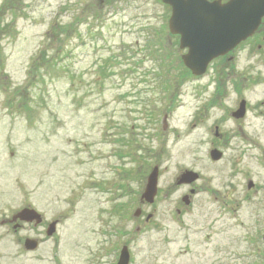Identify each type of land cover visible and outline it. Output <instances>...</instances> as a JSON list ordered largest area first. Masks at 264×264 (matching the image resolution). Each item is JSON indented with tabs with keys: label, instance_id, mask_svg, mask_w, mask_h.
<instances>
[{
	"label": "rangeland",
	"instance_id": "rangeland-1",
	"mask_svg": "<svg viewBox=\"0 0 264 264\" xmlns=\"http://www.w3.org/2000/svg\"><path fill=\"white\" fill-rule=\"evenodd\" d=\"M0 9V219L28 204L45 222L60 219L59 249L67 264H114L113 250L120 251L125 241L131 264L256 259L264 250V162L251 160L249 173L247 158L239 165L236 151L222 147V160H211L215 123L226 102L213 94L208 116L198 114L214 93L215 72L194 81L169 33L166 5L160 0H0ZM32 65L37 70L30 73ZM163 97H174L175 109L168 131L160 124L161 141H152L140 129L143 110L150 100L167 106ZM112 122L128 127V147L113 143L120 134L112 131ZM259 141L262 148L254 149L255 155L264 151V135ZM144 147L151 153L157 147L161 163L153 205L140 202L145 172L157 157L147 156ZM126 150L130 155L124 159ZM124 169L128 178L120 175ZM187 169L198 172L200 180L177 186L176 178ZM249 179L261 186L256 208L241 199ZM123 184L127 192L119 189ZM190 189L197 192L186 206L182 197ZM137 207H142L139 218L133 216ZM147 214L151 223L144 221ZM124 230L131 235L122 236ZM23 234L44 238V224ZM255 236L259 247L254 248L249 237ZM14 240L12 227L0 226V262L12 264ZM215 245L222 250L217 255L211 253ZM56 248L48 240L35 255L48 257Z\"/></svg>",
	"mask_w": 264,
	"mask_h": 264
},
{
	"label": "flooded vegetation",
	"instance_id": "flooded-vegetation-1",
	"mask_svg": "<svg viewBox=\"0 0 264 264\" xmlns=\"http://www.w3.org/2000/svg\"><path fill=\"white\" fill-rule=\"evenodd\" d=\"M209 1H219L221 4H227L231 0ZM173 38H176L180 47V36L174 35ZM184 52L186 51H183V53ZM209 72H215L213 79L215 83L214 93H209V90L207 89L208 86L206 87L207 90L204 87H199V89L204 88V91L209 93V96L208 98H205L206 103L203 102V106L198 109V114L203 117L208 116V112L212 109L211 100L214 98V95H216L217 99L221 98L226 102V105H223L222 114L220 115L219 121L215 123V130H218V133L215 135L217 141H212V144L215 145L213 149L222 147L224 150L236 151V159L237 162H239V165H241L244 162V159L247 158V162H249L247 170L250 173L252 169L251 160L254 159L258 163L264 162V151L260 155H255L252 153L254 149L258 150L262 148L259 140L260 135H264V15L262 16L261 22L257 26L256 30L251 35H249L245 40L236 44L234 47L230 48L226 54L216 58L209 64L206 74L199 77L192 75V77L194 81H200L204 79ZM250 94L256 96L253 98L250 96ZM161 100H166L167 106H164L162 101L152 102L150 100L146 102L145 108L143 110L145 123L140 127L142 133L146 132V137H149V139L152 141L154 140V137H157L158 142L161 141L162 136L164 135L162 131H168V116L170 111H174L175 109L174 97L171 99L163 97ZM198 118L199 117H195V119ZM200 120L203 121V119ZM111 124H113V130H111L114 133L118 130L120 134V137L114 139L113 143H124V147H128V127L121 126V124L117 125L113 122ZM160 124L162 131L160 130ZM134 126L131 125L130 129H133ZM148 130H150L149 133H147ZM144 149L147 152V156L157 154L156 158L154 156L156 162H154L153 166H160L161 168L159 153H157L158 148L156 147V151L153 153H151L152 149L149 147H144ZM161 151L163 152L164 149H160V152ZM116 153L118 155L120 154L118 151H116ZM129 155L130 154L127 150L124 151V159H127ZM127 163L130 162H126L125 164ZM245 167H243V170H245ZM145 173L148 175V170ZM249 173L247 174L244 172V175H249ZM146 174L145 176L147 179ZM120 175L121 177L124 175L125 178H128L129 170L124 169L120 171ZM127 187V184L119 185V189L124 188L123 190L126 192ZM260 189L261 186H259L257 183H254L252 179L247 180V184H244V191L241 192V199L242 202H245L246 207L256 208L258 204H260L257 198ZM215 199L217 200L218 197H215ZM225 204L228 205L229 203L227 202ZM237 205L242 207L243 203H238ZM26 207L31 208L32 206L28 204L21 209ZM121 207L122 206L120 205L116 208L120 213L122 212ZM21 209L13 213L11 216L5 218L2 217L0 219V226L12 227L15 239L14 242L18 246L15 255L12 257V264H67L66 253L63 256L61 250L59 249L60 242L58 226L61 225V220H55L58 222L56 231L53 235L49 236L47 234V229L52 221L45 222L43 218V222L41 224H37L36 220L33 222H27L21 220L20 218H15ZM177 213L181 217L183 215V209L178 208ZM149 214H147L145 217V223H151L153 221L152 215ZM128 220L131 221V218ZM42 224H44L45 228L44 238H38L29 234L22 235L23 231L30 232L34 229H38ZM137 230L139 233H141L142 228L138 227ZM131 232L132 231L124 230L122 231L121 235L128 236L131 235ZM29 239L35 242V248L31 249L26 246L27 240ZM48 240H51L57 248L55 250L52 249L49 252L48 257L37 254L35 255V253L41 249L43 243ZM249 242L254 248L259 247L257 236H255V238L249 237ZM124 245H127V241H125ZM218 248L219 247L216 245L215 247H212L211 253L213 255H217V253L222 252V250ZM113 251L115 253L114 264H116L120 251L118 253L117 248ZM0 258H3V256H0ZM213 261L214 260H212V263L210 264L222 263L217 259L214 263ZM0 264L4 263L0 262ZM250 264H264V250L256 256L255 260L252 259Z\"/></svg>",
	"mask_w": 264,
	"mask_h": 264
},
{
	"label": "water",
	"instance_id": "water-1",
	"mask_svg": "<svg viewBox=\"0 0 264 264\" xmlns=\"http://www.w3.org/2000/svg\"><path fill=\"white\" fill-rule=\"evenodd\" d=\"M172 8L169 19V29L172 34L181 36L180 46L188 49L182 55L185 66L196 76L206 73L212 60L223 56L236 44L251 35L261 22L264 15V0H231L227 4L208 0H162ZM223 153L215 149L211 158L219 161ZM199 179L194 171H185L177 179V184H192ZM159 169L155 167L148 176L147 184L142 194V201L153 204L158 193ZM195 190H192L194 193ZM184 202L189 204L188 197ZM141 210L135 212L138 217ZM15 218L37 224L42 222L41 215L34 209L25 208ZM57 222H53L48 235L56 231ZM33 240H27L28 248H35ZM130 252L124 246L117 264H130Z\"/></svg>",
	"mask_w": 264,
	"mask_h": 264
},
{
	"label": "trees",
	"instance_id": "trees-1",
	"mask_svg": "<svg viewBox=\"0 0 264 264\" xmlns=\"http://www.w3.org/2000/svg\"><path fill=\"white\" fill-rule=\"evenodd\" d=\"M12 10H13V9H12ZM0 11H1V9H0ZM55 35L57 36V34H55ZM59 35H60V34H59ZM59 35H58V36H59ZM58 36H57V37H58ZM59 37H60V36H59ZM42 56H43V59H45V58H44V57H45L44 54H42L41 57H42ZM46 63H48L47 67H48L49 69H50V68H51V70L54 69L53 67H54L55 63H54L53 61H52V63H51L50 60H47ZM56 65H57V63H56ZM55 67H56V66H55ZM36 70H37V69H36L35 65H32V69L30 70V73L35 72ZM47 73H48L47 71L44 72V74H47Z\"/></svg>",
	"mask_w": 264,
	"mask_h": 264
}]
</instances>
